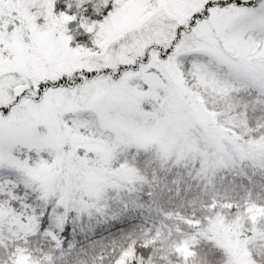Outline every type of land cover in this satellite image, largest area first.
<instances>
[{"label": "snow or ice", "instance_id": "1", "mask_svg": "<svg viewBox=\"0 0 264 264\" xmlns=\"http://www.w3.org/2000/svg\"><path fill=\"white\" fill-rule=\"evenodd\" d=\"M0 264H264V0H0Z\"/></svg>", "mask_w": 264, "mask_h": 264}]
</instances>
